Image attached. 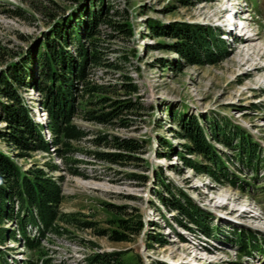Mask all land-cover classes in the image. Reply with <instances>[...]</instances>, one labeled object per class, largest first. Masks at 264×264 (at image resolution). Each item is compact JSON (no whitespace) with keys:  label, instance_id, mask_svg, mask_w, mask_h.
Instances as JSON below:
<instances>
[{"label":"rangeland","instance_id":"rangeland-1","mask_svg":"<svg viewBox=\"0 0 264 264\" xmlns=\"http://www.w3.org/2000/svg\"><path fill=\"white\" fill-rule=\"evenodd\" d=\"M102 1L103 6L109 4L112 10L118 9L120 15L103 18L105 22L98 26V43L105 57L117 58L122 67L116 70L89 66L86 80L101 87L98 94L109 99L131 97L138 106L120 115L125 123L119 118L106 124L87 120L78 110L72 123L84 136L72 139V152L63 157L52 149L49 153L35 151L19 157L15 148L0 141V149L22 170L39 167L55 179L61 189L59 208L74 218L59 220L55 231L39 238L41 243L39 247L34 244L37 248L33 250L24 246L15 224L4 221L3 226L14 228L17 234V240L6 242L7 246H14L8 254L15 253V257L29 258L36 264H90V257L117 251L123 252L119 256L121 264H264V250L254 251L250 257L240 252L239 257L233 233L236 229L255 231V224L262 228L256 235L264 242V167L255 185L246 183L245 190L227 181L217 182L208 173L186 165L178 152H183L181 144L188 141L179 138L182 135L172 119L174 112L187 117L195 115L208 134L209 121L227 118L246 128L264 148V0ZM93 3L96 9L97 0H0V71L6 63L24 56L29 47H37L60 17L73 13L72 21H86ZM246 7L247 18L243 19ZM126 19L131 23L130 36L114 32L106 22ZM150 19L163 25L184 21L210 27L216 39L224 40L226 53L216 63L188 64L170 48L172 37L152 33L148 27ZM84 26L85 23L80 26L81 33ZM80 40L88 46L83 33ZM216 43L211 42L212 46ZM67 49L75 55L74 40L68 42ZM40 70L37 64L33 65L34 83H39L38 79L41 83ZM124 75L137 84V93L128 94L121 88ZM73 82L81 88L80 80ZM17 94L31 118L42 124L43 136L50 143L54 135L47 126L49 120L40 103V92L35 87H23ZM79 100L87 103L90 97L85 95ZM113 135L136 139L144 147L136 152L121 151L127 157L115 163L95 156L96 152L118 151L107 142ZM99 136H107L105 143L94 142ZM162 141H169L175 151L164 149ZM213 142L224 158L233 152ZM185 157L195 158L191 154ZM50 164L57 168L50 171ZM226 164L229 171L239 176V182H252L249 168L230 160ZM159 172L176 197L181 189L193 203L212 210L211 223L218 229L212 230L210 236L204 235L186 216L164 203L160 196L170 198V193L159 183ZM180 200L185 201L183 197ZM137 215L141 216L144 229L130 241L114 242L98 233L99 229L110 232L118 218ZM28 231L38 238L33 228L28 226ZM149 231L166 243L147 248ZM9 260L14 264L10 257Z\"/></svg>","mask_w":264,"mask_h":264},{"label":"trees","instance_id":"trees-1","mask_svg":"<svg viewBox=\"0 0 264 264\" xmlns=\"http://www.w3.org/2000/svg\"><path fill=\"white\" fill-rule=\"evenodd\" d=\"M92 5L93 7L87 12L86 21L81 23V18L72 21L73 13L70 16L60 17L52 23L49 32L44 35L43 41L37 47H29L24 56L6 63L5 68L0 71V124H3V127H0V141L15 148L19 157H25L35 151L49 153L50 149L56 151L61 157L72 152L70 141L84 136V132L72 123V117L78 110L87 120L106 124L119 118L120 122L125 123L124 117L120 115L138 106V103L131 97L109 99L102 96L98 94L101 92V87L86 80L89 66L110 67L116 70L122 67L117 58L110 60L105 57V51L102 50V45L98 43L97 38L98 26L101 22H105L103 18L109 15H120V11L112 10L109 4L103 6L102 0H97L96 9L94 8L96 3ZM106 22L114 32L126 36L132 34L131 23L127 19L124 22L111 20ZM84 23L82 33L89 40L88 46L80 40L82 34L80 26ZM148 27L157 36L172 37L174 43L170 48L178 52L188 64L216 63L221 60V55L226 53L224 40L216 39L210 27L184 21H173L163 25L154 19L148 21ZM71 39L76 44L75 55L67 49ZM213 40L218 42L215 46L211 44ZM123 59L129 61L127 56H123ZM34 64L41 69L40 73L43 75L41 83L40 79H38L39 83H34L32 75ZM123 78L121 88L128 94L137 93L138 86L132 78L129 75H124ZM74 80L82 82L81 88L73 82ZM23 87H35L41 94L40 103L49 119L47 126L54 135L50 143L43 136L42 124L31 118L28 107L17 94V90ZM85 95L90 97L87 103L79 100ZM89 105L96 107L87 108ZM104 107L107 109L104 110ZM172 119L182 135L179 138L188 141V143L181 144L184 147V154L178 152L186 161V165L193 167L196 171L208 173L217 182L227 181L234 186L239 185L242 190H245L246 183L255 185V180L259 177L258 173L264 167V150L248 130L223 118L220 122L209 121L207 134L195 115L187 117L185 113L174 112ZM106 139L107 136H99L94 139V142L96 144L105 143ZM213 141L225 145L233 152L228 158H224L219 154ZM107 142L118 151L96 152L94 155L111 163L127 157L121 151L136 152L144 147L136 139L115 135L111 136ZM162 146L164 149L174 150L169 141H162ZM185 154L194 155L195 158H187ZM227 160L249 168L252 182L247 180L239 182L237 180L239 176L227 168ZM56 168V165H49L50 171ZM130 176L144 179V176L140 175ZM157 179L161 186L170 193V198L165 199L160 196L164 203L186 216L188 221L199 228L204 235L210 236L212 230L218 229L211 223L212 215L193 203L181 189L177 192L179 197H176L165 183L161 172L158 173ZM180 197H183L185 201L182 202ZM60 201V186L48 172L39 167L22 170L7 153L0 149V244L4 242L7 235L15 237L8 228L3 226L4 221L13 219L15 204H18L22 211L18 218L19 231L25 237L28 246L32 248L34 242L26 236L25 232L28 222L39 221L43 226L39 233L43 236L49 229L55 230L54 225L57 221L74 219L60 210ZM114 223L116 226L110 232L99 229L98 233L107 235L110 241L121 242L130 241L131 237L138 235L144 229L140 215L130 219L118 218ZM233 233L239 257H242V254L243 256L250 255L254 251L263 250L264 242L252 231L236 229ZM146 237L149 242L147 248L153 247L154 244L161 246L166 243L158 234L150 231ZM122 254L121 251L102 252L90 257L89 262L90 264H121L119 256ZM4 262V255L0 250V264ZM26 264L30 263L26 261ZM156 264L168 263L157 261Z\"/></svg>","mask_w":264,"mask_h":264},{"label":"bare ground","instance_id":"bare-ground-1","mask_svg":"<svg viewBox=\"0 0 264 264\" xmlns=\"http://www.w3.org/2000/svg\"><path fill=\"white\" fill-rule=\"evenodd\" d=\"M240 8H241V5H240ZM217 17H218V16H217ZM218 18H220V17H218ZM242 25H243V24H242ZM243 26H245V25H243ZM243 26H242L241 28H243ZM247 38H248V37H247ZM249 40H251V41H252L253 39H249Z\"/></svg>","mask_w":264,"mask_h":264}]
</instances>
